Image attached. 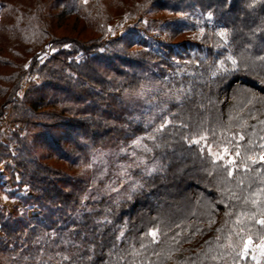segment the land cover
<instances>
[{
    "label": "trees",
    "instance_id": "trees-1",
    "mask_svg": "<svg viewBox=\"0 0 264 264\" xmlns=\"http://www.w3.org/2000/svg\"><path fill=\"white\" fill-rule=\"evenodd\" d=\"M20 1L0 3V30L11 17L16 31L5 44L3 66L15 71L8 82L38 71L43 84L25 111L73 131L75 157L63 138L48 148L82 171L73 177L49 156L25 155L35 167L25 177L44 203L21 226L0 217V264H254L243 249L264 236V214L251 203L264 195H250L264 187V0L158 1L191 20L176 35H198L176 49L145 30L105 41L101 16L111 0ZM70 18L81 24L77 36L50 32L49 22ZM221 29L230 31L227 44ZM46 44L57 52L40 64Z\"/></svg>",
    "mask_w": 264,
    "mask_h": 264
},
{
    "label": "rangeland",
    "instance_id": "rangeland-1",
    "mask_svg": "<svg viewBox=\"0 0 264 264\" xmlns=\"http://www.w3.org/2000/svg\"><path fill=\"white\" fill-rule=\"evenodd\" d=\"M5 1L13 2V0H0V3ZM79 1L82 4H89L91 2V0ZM158 1L160 0H138L135 3H130L127 0H111L110 6L103 9L101 16V19L106 24V36L104 40L118 39L127 34L129 29H135L140 32H144L145 30L148 34L155 36L159 42H163L165 46L168 45L174 48L181 47L183 43L188 42L187 40H197L196 36L198 35L196 33L176 35L179 23L186 21L187 23L184 27H187L190 26L191 20L186 15L170 14L161 11V8L157 7ZM27 2L28 0H22L20 1V5L26 6ZM3 22L6 28L0 30V217L10 219L13 216L14 219L18 220V226H21L26 220L37 215L40 216L42 203H44L43 195L36 193L28 184L31 178L25 177L26 173L29 175L30 172L35 170L34 165L28 162L31 156L39 159L43 156H49L50 158L44 161L48 162L55 171L62 173L65 171L66 174L73 177L80 175L82 169H74L61 161L55 160V156L50 154L48 148V143L55 142L60 137L63 138V141L60 139V145L69 155L66 154L70 157H75L76 153L68 147V143L74 135L73 131L66 129L62 132L61 130L50 129L48 128V124H53L51 120L46 121L40 114L25 111L28 109L27 104L32 97L34 99L38 98L39 87L43 84V79L40 77L38 71L34 70L33 72L24 73L21 79H18L19 73L17 80L15 78V84L8 82L9 74L11 72L14 74L15 71H13V68L3 66V61L9 59L5 52V44H11L12 39L15 37L12 35H16V31L12 33L13 30H10L9 25H7L8 23L14 24L11 17L1 23ZM159 26L167 36L159 30ZM80 27L81 24L71 18L62 20L61 22L60 20L53 23L49 22L48 26L50 32H54L59 36L67 35L71 37L77 36ZM148 27L152 31L158 29L156 34L151 32ZM20 31L17 29V32ZM27 32L34 33L33 29L27 30ZM88 34L89 32H84L82 36H87ZM155 40L152 41L158 45ZM46 45L43 49L36 48L38 50L37 60H39L40 64L43 60H47L49 56L57 52L55 46ZM67 47L69 48V45ZM64 49H66V46ZM103 49L104 47L101 48V50ZM130 50H132L131 52L138 51L137 48ZM126 51H129L128 48ZM19 54L21 55L22 52ZM81 58L82 56L79 54L76 57L74 56L77 63H79L78 61ZM20 63L21 61L19 60H15L14 62L16 67L20 66ZM257 85L256 83L255 86L257 87ZM98 88L101 89V87ZM29 89L32 92L28 93ZM35 89L37 92H33ZM46 92L47 94L49 92V96L51 95L50 90ZM263 117L264 115L260 116L259 120ZM66 124L69 125L70 123L67 122ZM40 134H42V137L39 136ZM49 134L53 135V138L48 142L47 138ZM25 155L29 157L28 160ZM261 156H259V159ZM43 174L46 178L49 177L50 180H54L55 182L61 180V176H57L55 173ZM60 186L67 188L68 185L60 183ZM5 196H7V200L3 198ZM52 208H55V206H52ZM261 225L264 224L261 223ZM0 237H4L1 230ZM11 239L15 240L14 237ZM260 239L259 241L247 239L243 249V256L250 258L254 264H261V259L264 256V236ZM9 248L13 249V246L11 245Z\"/></svg>",
    "mask_w": 264,
    "mask_h": 264
},
{
    "label": "snow or ice",
    "instance_id": "snow-or-ice-1",
    "mask_svg": "<svg viewBox=\"0 0 264 264\" xmlns=\"http://www.w3.org/2000/svg\"><path fill=\"white\" fill-rule=\"evenodd\" d=\"M252 2H253V5H254L255 3L260 2V0H252ZM250 6H252V5H250ZM208 17H209V19L212 17V13H211V12L208 13ZM203 31H204V29L201 28V33H203ZM217 35L222 39V41H223L225 44H227V43L229 42L230 31H229L228 29H221V30L217 33ZM65 46L67 47L68 45H65ZM218 46H219V45H218ZM226 59H227V60H231V63H232V65H233V67H236V66H237V59H236L235 57L229 55V56L226 57ZM258 59H262V60H264V57H259ZM219 63H220V67L223 68V67H224V64H225L224 60H221ZM161 127H163V124L161 125ZM150 138H151V137H150ZM140 139H142V138H139L137 141H134V143H139V142H140ZM218 158H219V157H218ZM260 159L264 160V156H261ZM253 163H255V161H253ZM258 194H260V195H264V187L258 189V190H257V193H251L250 195H251L252 197H256ZM3 198H4L5 200H7V196H5V197H3ZM251 203H252L253 205H255V206L257 207V209H258L262 214H264V200H258V199L253 198V199L251 200ZM254 215H255V213H253V216H254ZM260 223L264 224V219H262V220L260 221ZM53 235H55V233H53ZM153 236H155V230H153ZM66 243H67V242H66ZM253 258L255 259V257H253ZM62 259L65 260V261H69V260L71 259V257L65 255V256L62 257Z\"/></svg>",
    "mask_w": 264,
    "mask_h": 264
}]
</instances>
